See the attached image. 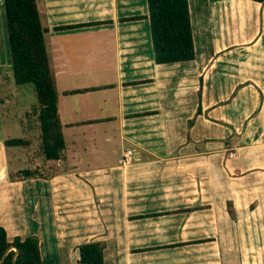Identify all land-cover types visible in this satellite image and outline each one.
<instances>
[{"label":"crops","instance_id":"obj_1","mask_svg":"<svg viewBox=\"0 0 264 264\" xmlns=\"http://www.w3.org/2000/svg\"><path fill=\"white\" fill-rule=\"evenodd\" d=\"M37 3L65 148L55 175L12 181L0 137L8 238L37 236L44 264L91 241L105 264H264V4L190 0L195 60L157 64L147 0Z\"/></svg>","mask_w":264,"mask_h":264},{"label":"trees","instance_id":"obj_2","mask_svg":"<svg viewBox=\"0 0 264 264\" xmlns=\"http://www.w3.org/2000/svg\"><path fill=\"white\" fill-rule=\"evenodd\" d=\"M2 1L11 60L9 70L16 85L33 84L35 104L32 111L40 138L37 148L31 155L33 166L10 172L9 176L12 181L49 178L57 173L55 161L61 158L65 140L63 124L59 117L58 92L45 41L48 28L41 22L37 0ZM253 1L264 4V0ZM147 4L146 17L150 20L155 62L171 64L195 60L190 0H147ZM139 18L141 16L131 19ZM63 28L65 27L56 29ZM94 89L73 90L68 93ZM199 97L198 113H201L200 92ZM5 146H30V140L10 138L5 140ZM39 161L41 164L36 165ZM14 248H18V252ZM3 257L0 264H44L37 236H16L10 240L6 228L0 223V260ZM79 262L105 264L104 243L91 241L81 244Z\"/></svg>","mask_w":264,"mask_h":264},{"label":"rangeland","instance_id":"obj_3","mask_svg":"<svg viewBox=\"0 0 264 264\" xmlns=\"http://www.w3.org/2000/svg\"><path fill=\"white\" fill-rule=\"evenodd\" d=\"M1 8L0 45L2 44V50L3 48L6 50L5 56H9L5 35L7 34L5 15L2 5ZM2 37H4L3 40L1 39ZM29 86L33 88V84L16 85L9 69L0 70V137L4 140L10 138H25L30 140V146L7 147L10 171L11 169L17 171L33 166V162L30 160L31 155L40 142L37 121L32 111V106L35 104V96ZM237 156V149H227V157L234 159ZM114 159H117V156ZM88 163L94 165L91 162L85 161L82 167H86Z\"/></svg>","mask_w":264,"mask_h":264},{"label":"built area","instance_id":"obj_4","mask_svg":"<svg viewBox=\"0 0 264 264\" xmlns=\"http://www.w3.org/2000/svg\"><path fill=\"white\" fill-rule=\"evenodd\" d=\"M133 158H134V151L131 148L126 149L124 150L123 156L120 159V164L129 165L133 162Z\"/></svg>","mask_w":264,"mask_h":264},{"label":"water","instance_id":"obj_5","mask_svg":"<svg viewBox=\"0 0 264 264\" xmlns=\"http://www.w3.org/2000/svg\"><path fill=\"white\" fill-rule=\"evenodd\" d=\"M18 252V248H14ZM6 255V254H5ZM5 257V256H4ZM4 257L0 260V263L3 261Z\"/></svg>","mask_w":264,"mask_h":264}]
</instances>
